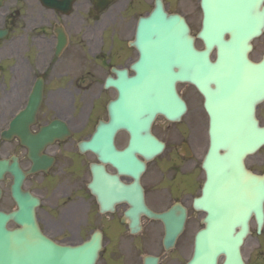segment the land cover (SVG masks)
I'll return each mask as SVG.
<instances>
[{"label": "flooded vegetation", "instance_id": "obj_1", "mask_svg": "<svg viewBox=\"0 0 264 264\" xmlns=\"http://www.w3.org/2000/svg\"><path fill=\"white\" fill-rule=\"evenodd\" d=\"M96 1L0 0V160L29 173L21 189L38 200L34 211L40 231L70 246L72 254L96 255L93 264H186L206 214L195 207V200L208 176L204 161L215 125L212 99L227 114L238 110L235 101L239 106L240 100L226 92L221 97L214 82L207 83L209 96L204 85L180 82L186 112L178 121L158 116L151 128L163 150L150 158L136 153L144 170L124 172L121 157L113 152L128 146L127 130H114L111 149L107 137L97 151L90 144L98 126L110 121L108 103L118 95L107 80L117 77V69L134 74L139 51L131 40L139 18L155 0ZM163 3L170 11L168 0ZM194 11L196 30L184 12H170L186 18L196 48L204 50L201 0H194ZM252 44L248 56L259 62L264 32ZM217 55L213 47L211 61ZM255 118L263 128L264 99L256 104ZM17 129H27L29 137ZM81 142L86 144L83 150ZM244 163L252 173L264 175V147L247 155ZM14 181L10 171L0 181L4 213L18 209ZM167 225L178 231L169 248ZM249 225L243 258L246 264H264V224L260 229L252 215ZM7 226L15 229L18 224L10 219ZM81 246L86 249L76 250Z\"/></svg>", "mask_w": 264, "mask_h": 264}, {"label": "water", "instance_id": "obj_2", "mask_svg": "<svg viewBox=\"0 0 264 264\" xmlns=\"http://www.w3.org/2000/svg\"><path fill=\"white\" fill-rule=\"evenodd\" d=\"M202 6L205 16L200 36L206 48L201 51L185 19L168 14L160 0L140 19L134 40L140 52L132 65L135 75L117 70V78L108 80V85L118 89V97L109 103L110 122L98 127L90 147L98 150L107 137L111 149L114 130L127 129L129 146L113 154L121 157L124 172L140 174L145 164L134 153L150 158L163 148L151 133L156 116L173 120L186 110L176 89L179 81L204 85L207 96L211 94L207 83L214 82L221 97L224 92L234 95L240 100L239 106L235 101L239 108L231 114L212 99L215 125L205 161L208 177L195 203L207 214L188 264H217L220 256L225 257L223 264H245L241 246L249 231L248 219L254 213L261 224L264 216V175L248 171L244 164L248 154L264 145V127L258 128L255 118L256 104L264 99V57L254 62L248 56L253 39L264 31V0H202ZM213 47L218 50L214 62L210 59ZM5 167L0 164V175ZM15 178L14 193L21 197L18 187L23 175L16 173ZM22 212L14 219L20 220ZM25 214L30 220L23 229L9 231L0 223V264H68L70 248L40 237L33 214Z\"/></svg>", "mask_w": 264, "mask_h": 264}, {"label": "rangeland", "instance_id": "obj_3", "mask_svg": "<svg viewBox=\"0 0 264 264\" xmlns=\"http://www.w3.org/2000/svg\"><path fill=\"white\" fill-rule=\"evenodd\" d=\"M168 6L170 11H182L184 12L193 29L196 30L198 28V18L194 11V0H185L184 2H178L174 0H168Z\"/></svg>", "mask_w": 264, "mask_h": 264}]
</instances>
